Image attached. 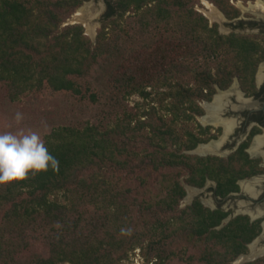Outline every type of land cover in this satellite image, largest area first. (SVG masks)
Returning a JSON list of instances; mask_svg holds the SVG:
<instances>
[{
	"label": "trees",
	"instance_id": "obj_1",
	"mask_svg": "<svg viewBox=\"0 0 264 264\" xmlns=\"http://www.w3.org/2000/svg\"><path fill=\"white\" fill-rule=\"evenodd\" d=\"M85 1L0 0L5 100H60L91 116L42 134L57 169L0 184V264H122L137 248L152 264H233L259 224L241 215L220 227L227 212L199 198L181 205L186 185L216 179L225 191L244 173L186 153L207 130L181 132L179 123L202 115L200 101L236 77L256 91L264 37L221 34L196 9L201 0H118L93 41L82 25L63 26ZM207 1L229 19L241 14L232 0ZM223 53L231 63L216 61ZM148 88L159 108L129 110L131 96L151 98ZM20 129L0 113V132ZM244 264H264V256Z\"/></svg>",
	"mask_w": 264,
	"mask_h": 264
},
{
	"label": "flooded vegetation",
	"instance_id": "obj_2",
	"mask_svg": "<svg viewBox=\"0 0 264 264\" xmlns=\"http://www.w3.org/2000/svg\"><path fill=\"white\" fill-rule=\"evenodd\" d=\"M91 1L102 10L101 21L103 22L118 14L117 11L113 12L118 0H88L84 4ZM227 26L232 30L231 33L244 35L258 34L264 37V12L261 11L259 14L252 13L251 15L245 14L243 17H236L229 20ZM255 85V92L246 91L240 85L239 88L244 94L239 95L235 93L225 100L226 104L219 113V118L221 120L234 121V129L228 133L219 150L205 153L206 155L199 154L204 157L211 155L226 159L233 166L230 168V172L240 173L242 171L244 173L243 176L236 174V177H232V179L235 178V181L234 183H227L225 191L220 190V181L216 179H208L206 181V184H208L207 190H204L207 186L206 184L203 187H192L195 189L193 190V194H200L199 197H194L193 201L199 198L206 207L212 210L220 209L228 213V216L223 220L220 227L227 224L224 223L227 218L231 217V221L241 215L248 217L252 223H258L260 233L251 243L254 242L257 248H264V76L261 81L259 77L256 78ZM230 98L233 101L230 102ZM202 102H214V98L211 101L204 100ZM233 102L236 104H233ZM204 109V113L200 115L201 117L199 116L200 121L208 114L205 104ZM201 123L204 125L203 122ZM204 126L207 130L205 132L207 137L205 134H200V137L206 139V141L199 143L198 146L222 140L221 138L219 139L218 135L221 131L225 133L224 137L226 135L225 126L222 124L207 123ZM258 140H263V144L256 147ZM198 146L196 148H199ZM241 150L244 154H247V158L235 159V156ZM187 186L190 185H186V189ZM190 193L187 190V194ZM203 194H211V197L204 201Z\"/></svg>",
	"mask_w": 264,
	"mask_h": 264
},
{
	"label": "rangeland",
	"instance_id": "obj_3",
	"mask_svg": "<svg viewBox=\"0 0 264 264\" xmlns=\"http://www.w3.org/2000/svg\"><path fill=\"white\" fill-rule=\"evenodd\" d=\"M204 1L207 0H201V6H196V9L203 13L208 19H209V23L210 26H213L214 24L218 25V30L221 34L223 35H229L232 30L227 26L229 19L226 17V15L224 14V12L217 7L215 4H213L214 6H216V8H218V10L220 12H222V14L224 15V17H226L222 23L219 21H212L207 14L205 13V9H206V5L204 3ZM258 0H249V1H244V0H232L231 4H233L234 6H236L238 9H240V16L243 17L245 14H249L251 15L252 13L254 14H259L261 11H253L251 12V10L247 11L244 10L243 8H249L251 3H256ZM209 2V1H207ZM240 3L243 5V7L240 6ZM85 9L86 13L89 15H85L86 22L90 23L92 26H95V34L92 35L89 33L88 28L86 27L85 22L83 21H79V20H74V17L77 15L79 10ZM101 11V12H100ZM92 14V15H91ZM102 10H100L99 6L97 4H95L93 1L83 4L82 6H80L78 8V10L76 11V13L74 15H72V17L70 19H68L63 26L69 25V24H80L84 27V31L85 34L88 35L89 37H91V39L93 41L96 40L97 35H98V31L99 29L103 26L104 22L101 21V16H102ZM133 14V11H130L127 15L126 18L130 15ZM91 17V18H90ZM90 20V21H89ZM247 32V31H246ZM233 59V54L229 53H223L216 61L219 62H225L228 61L229 63H231V60ZM189 64L191 66H195L193 64L192 61L189 62ZM213 66H215V63L212 64ZM264 61H262L257 68L256 74H255V79L259 77L260 73L263 74V70H264ZM263 67V68H262ZM176 80H180L184 83H186L187 85L193 86L194 85V79L191 76H180L177 75L176 76ZM238 80V83H237ZM260 80V77H259ZM238 84V89L240 90V85L241 82L240 80L236 77L233 81L232 85ZM231 85V86H232ZM230 86V87H231ZM229 87V88H230ZM234 87V86H233ZM228 88V89H229ZM149 91H152L151 88H148ZM166 90L165 89H161V91ZM227 90V89H226ZM153 94L151 96V98L144 100L142 97H140L139 95H133L128 99V109L135 112L138 108H137V103H139L141 108H148L149 105H153L156 106L157 108H159V102H158V95H156V92L153 90L152 91ZM231 95L233 96L234 93L230 92ZM218 94V89H217V93ZM215 94V95H216ZM215 95L213 96V98L215 97ZM219 95V94H218ZM46 99H32V96H28L27 98H24L20 101L14 102V103H10L8 101L5 100V92L0 88V113L3 115L10 121V123H17V121L15 120V116L17 112H20L23 114V120L20 123H17L18 126H22L23 129H32V130H37L39 132H41V134H43L46 130L53 128L55 125L57 124H67V123H77L79 120L82 119H88L90 118V114L86 111L82 112L80 110H78L77 108L70 106L69 104L62 102L60 100H52V101H45ZM229 101H233L232 98L229 99ZM233 104H236L233 102ZM201 107L204 109V102H200ZM142 109V110H144ZM160 113L161 114H166V111L163 109H160ZM171 115L167 114V118L170 119ZM201 117V116H200ZM199 116L189 119V120H180L179 123V128L181 132H184L185 130H191L192 132L196 133V134H200L201 129H200V125L205 128L204 125H202V121H200ZM204 124V123H203ZM205 134V133H204ZM224 132H220L219 135V139H223L224 137ZM205 136L207 137V134H205ZM200 147V146H198ZM198 150L197 148L190 150V151H185L186 153L189 154H196L199 155L197 153H191V151H196ZM240 155H237V157H235V159H238ZM242 159V158H240ZM206 188L204 190H207L208 188V184H206ZM209 190V189H208ZM193 192V190L191 191V193ZM189 195L187 194V197ZM200 194H194V197H199ZM192 196H190L191 198ZM194 197L192 199H194ZM203 200L206 201L207 199H209L211 197V194H203L202 195ZM193 200H190L189 202L185 199L182 202V207H185L189 204L192 203ZM250 247H249V251L246 254L250 253ZM141 256L143 258L144 261H140L137 262L135 261L136 259V255L133 254V252L129 255V259L123 261L122 264H151V263H147L144 255H143V251L141 252ZM240 257V256H239ZM239 257L233 262V264H237ZM246 262H243L241 264H244Z\"/></svg>",
	"mask_w": 264,
	"mask_h": 264
},
{
	"label": "clouds",
	"instance_id": "obj_4",
	"mask_svg": "<svg viewBox=\"0 0 264 264\" xmlns=\"http://www.w3.org/2000/svg\"><path fill=\"white\" fill-rule=\"evenodd\" d=\"M20 123L23 114L16 113ZM59 167V160L50 151L41 132L23 130L0 132V184L18 182Z\"/></svg>",
	"mask_w": 264,
	"mask_h": 264
},
{
	"label": "bare ground",
	"instance_id": "obj_5",
	"mask_svg": "<svg viewBox=\"0 0 264 264\" xmlns=\"http://www.w3.org/2000/svg\"><path fill=\"white\" fill-rule=\"evenodd\" d=\"M204 3L206 5V9L204 11L212 21L222 22L224 20V16H223L222 12H220L218 10V8H216V6H214L213 4H211L210 2H207V1H204ZM240 6L243 7V5L241 3H240ZM243 9L244 10H251V11L253 10L255 12L256 11H263L264 12V1L258 0L255 4L251 3L249 8H243ZM86 14L87 13H86L85 9L79 10L77 15L74 17V20H79V21L85 22L89 33L94 35L95 34V26H92L90 23L86 22V19H84ZM87 15H89V14H87ZM263 76L264 75L262 73H260V75H259L260 81L262 80ZM230 92H232L234 94L236 93L239 95L242 94L240 92V90L238 89V84H235L234 87L230 91L219 93V95L216 96L214 102H211V103L205 105L206 109L208 111V114L201 119V121L204 123V125H206L207 123H213L215 125H218V124L224 125L225 129H226L225 137L218 142H214V143L207 144V145H201L197 150L198 153L205 154L208 152H216L223 145L228 133L233 131L234 126H235L234 121H226V120H221L219 118V113L223 110L224 105L226 104L225 100L231 95ZM262 144H263V140H258L256 147H258ZM192 190H195V189H192ZM190 196H194L193 192L190 194ZM262 254H264V248H257L256 245L252 246V255L251 256L254 257V256L262 255Z\"/></svg>",
	"mask_w": 264,
	"mask_h": 264
},
{
	"label": "water",
	"instance_id": "obj_6",
	"mask_svg": "<svg viewBox=\"0 0 264 264\" xmlns=\"http://www.w3.org/2000/svg\"><path fill=\"white\" fill-rule=\"evenodd\" d=\"M224 16V15H223ZM226 17H224V19H225ZM237 31H239V30H237ZM237 83H238V80H237ZM236 83V84H237ZM233 86L234 85H232L229 89H227V90H222V89H220V88H218V94L219 93H221V92H227V91H230L232 88H233ZM241 91V90H240ZM241 93H242V91H241ZM218 94H216L215 95V97H214V100H215V98H216V96L218 95ZM242 94H244V93H242ZM209 103H211V102H205L204 104L206 105V104H209ZM206 107V106H205ZM264 109V108H263ZM202 145V144H201ZM198 149V148H197ZM191 153H197V154H200V153H198L197 152V150L196 151H191ZM200 155H203V154H200ZM192 189H194V187H192V186H187V190L189 191V192H191V190ZM191 194V193H190ZM190 194H188L189 196L188 197H186V200L189 202L190 200H193L192 198L194 197V196H192L191 198H190ZM230 219H231V217H229V218H227L225 221H224V223H228L229 221H230ZM255 243L253 242V243H251L250 245H249V247H250V253L249 254H243V255H241L240 257H239V260H238V262H237V264H241V263H243V262H249V261H253V260H256V259H258V258H260V257H262V256H264V254H262V255H258V256H251L252 255V246L254 245Z\"/></svg>",
	"mask_w": 264,
	"mask_h": 264
},
{
	"label": "built area",
	"instance_id": "obj_7",
	"mask_svg": "<svg viewBox=\"0 0 264 264\" xmlns=\"http://www.w3.org/2000/svg\"><path fill=\"white\" fill-rule=\"evenodd\" d=\"M141 249L140 248H137V249H135L134 251H133V254L134 255H136V259H135V261H137V262H140L141 260L142 261H144L143 260V258H142V256H141ZM152 264V263H151Z\"/></svg>",
	"mask_w": 264,
	"mask_h": 264
}]
</instances>
